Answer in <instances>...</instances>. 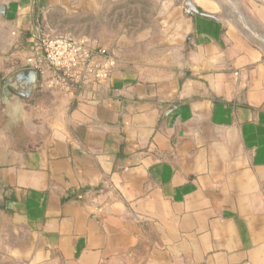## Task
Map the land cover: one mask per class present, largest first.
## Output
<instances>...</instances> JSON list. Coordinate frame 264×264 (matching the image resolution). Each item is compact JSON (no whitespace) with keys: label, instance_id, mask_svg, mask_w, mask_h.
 I'll return each mask as SVG.
<instances>
[{"label":"crops","instance_id":"1","mask_svg":"<svg viewBox=\"0 0 264 264\" xmlns=\"http://www.w3.org/2000/svg\"><path fill=\"white\" fill-rule=\"evenodd\" d=\"M59 1L0 0V214L26 239L17 256L264 264V54L255 41L216 16L165 8L160 37L145 29L135 53L127 40L108 48L117 67L83 94L90 101L35 90L7 105L3 84L50 35L37 18ZM254 20L264 25V8Z\"/></svg>","mask_w":264,"mask_h":264},{"label":"rangeland","instance_id":"2","mask_svg":"<svg viewBox=\"0 0 264 264\" xmlns=\"http://www.w3.org/2000/svg\"><path fill=\"white\" fill-rule=\"evenodd\" d=\"M198 7L212 9L214 16L244 30L264 54V25L256 23L254 13L264 8V0H192ZM184 0H60L44 10L38 24L52 36L86 37L96 45L113 47L130 42L135 53L144 45L139 34L151 29L160 37L156 23L165 16V8H184ZM253 14V15H252ZM26 239L13 232L12 222L0 214V264H27L16 254Z\"/></svg>","mask_w":264,"mask_h":264},{"label":"built area","instance_id":"3","mask_svg":"<svg viewBox=\"0 0 264 264\" xmlns=\"http://www.w3.org/2000/svg\"><path fill=\"white\" fill-rule=\"evenodd\" d=\"M118 59L108 48L86 37H38L23 60V70H34L37 90L59 92L84 102L91 87L105 85L117 67ZM81 95V96H80Z\"/></svg>","mask_w":264,"mask_h":264},{"label":"water","instance_id":"4","mask_svg":"<svg viewBox=\"0 0 264 264\" xmlns=\"http://www.w3.org/2000/svg\"><path fill=\"white\" fill-rule=\"evenodd\" d=\"M183 12L188 15L200 14L207 17H215L199 10L192 0H184ZM190 38L186 42V53L189 50ZM38 76L34 70H22L9 77L3 84L1 99L7 105L21 104L24 99H29L37 90Z\"/></svg>","mask_w":264,"mask_h":264}]
</instances>
